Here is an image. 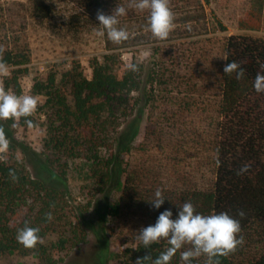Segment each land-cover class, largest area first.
Here are the masks:
<instances>
[{
    "label": "trees",
    "instance_id": "trees-1",
    "mask_svg": "<svg viewBox=\"0 0 264 264\" xmlns=\"http://www.w3.org/2000/svg\"><path fill=\"white\" fill-rule=\"evenodd\" d=\"M66 1L96 22L98 10L110 15L117 5L127 9V15L118 18L121 22L125 18L136 23L148 19L147 11L141 13L128 7L131 0ZM174 3L176 6L192 4L201 12L203 20L208 19L201 0H170L171 8ZM263 12L264 0H251L248 11L238 19V27L261 28ZM52 13L47 0H33L36 18L48 19ZM76 18L73 16L72 20ZM144 38L149 37L141 30L135 35L129 34V39L121 45L140 44ZM196 42L190 48L198 47L200 42ZM106 43L109 50L119 46L108 40L107 35ZM157 52L160 58L152 68L133 61L132 64L139 66L136 73L123 67L120 52L111 51L92 61L91 75L76 65L35 79L34 95L45 98L40 111L46 117L47 138L42 154L47 160V176L33 175L27 163L18 158V143L9 138L7 159L0 161V254L35 252L46 264H58L42 241L35 250L24 249L16 240L17 232L26 224L38 227L44 240L56 223L63 221L65 234L56 246L68 251L79 248L88 241L89 215L95 199L109 192L125 173L120 199L107 203L108 216L125 220L150 215L157 221L160 213L170 209L176 218L178 209L188 201L200 214L227 212L240 221L244 244L234 254L219 258V264H264V94L256 93L253 88L257 73L264 74L260 67L264 64V38L246 35L225 38L221 60L215 64L213 74V99L206 102L200 100L202 94L199 99L193 96L197 77L177 69L172 55L163 52V47ZM232 61L245 70L243 80L237 81L224 73V66ZM3 62L17 67L7 85L20 95V78L28 73L25 65L31 62L29 52L6 49ZM192 70V74L203 73L197 62ZM166 105L172 106L166 111L170 117H177L184 125L194 128L212 150L215 177L211 186L202 188L186 178L168 186L154 167L142 165L130 171L123 168L122 156L130 150L140 125V119L132 116L147 107L164 113ZM0 124L7 129L12 122L0 121ZM146 133L149 137L155 136L156 129L150 126ZM32 154H26L25 159L33 158ZM245 164L250 165L249 172L238 176L237 171ZM76 168L85 173L88 182L80 192L88 196L86 188L89 189L91 198L85 203L76 201L69 186L68 172ZM9 170L16 171L18 182L12 181ZM156 189L165 198L159 209L150 203ZM25 208L28 213L23 216L21 212ZM241 210L244 218L238 215ZM49 212L51 221L45 218ZM168 247L166 241L148 249L140 243L135 252L140 258L150 255L151 260L146 264H152ZM172 263L182 264L180 253L173 257ZM191 264H205V258L194 259Z\"/></svg>",
    "mask_w": 264,
    "mask_h": 264
},
{
    "label": "rangeland",
    "instance_id": "rangeland-1",
    "mask_svg": "<svg viewBox=\"0 0 264 264\" xmlns=\"http://www.w3.org/2000/svg\"><path fill=\"white\" fill-rule=\"evenodd\" d=\"M201 1L207 20L200 17L201 12L192 4H172L176 27L166 41L156 40L145 30L148 19L136 23L125 18L120 21L119 27L126 29L131 35L144 30L149 38H144L140 44L119 45L118 48L109 50L106 35L103 38L95 35L99 23L92 17L82 15L80 10L66 0H47L53 9L52 17L48 19L34 16L33 0H0V46L4 50L29 52L31 62L25 65L28 73L20 78V95H33L39 100L37 112L32 117L36 128L29 129L23 120L16 128L10 126L6 129L5 125L3 126L8 139L12 138L18 143V158L27 163L33 175L47 176V160L42 154L47 138L46 117L44 112L40 111L45 98L33 93L34 81L38 77H46L53 71L61 73L76 65H80L91 75L92 61L111 51L122 54L124 68L133 61H139L149 69L156 63V59L160 58L157 49L163 47V52L172 55L171 59L177 69L187 70L188 72L182 73L197 77L193 96L199 99L202 94L200 100L212 101L215 64L221 60L225 38L231 35L264 38V12L261 28L240 29L238 19L248 11L251 0ZM73 16H77L75 21L72 20ZM196 41L200 42L198 47H194L196 50L190 48ZM193 53L197 55L193 56ZM196 62L201 65L203 73L192 74ZM170 67L173 68L172 64ZM16 68L9 65L8 75L0 78L5 89L14 93L13 87H8L7 83ZM175 94L177 95V92ZM164 109L162 113L158 109L154 111L147 107L144 111H136L132 116L140 119V125L130 150L122 156L123 168L130 171L142 165L154 167L168 186L184 178L202 188L211 186L215 177L212 150L197 132L193 131L194 128L184 125L177 117L169 116L166 111L172 109V106L166 105ZM150 126L156 129L155 136L147 135L146 130ZM30 152L33 153V158L25 159V155ZM68 173L71 193L76 196V201L87 202L91 198L89 189L86 188L88 196L80 194L81 187L88 184L85 173H82L80 168ZM125 179L126 174H121L120 181L109 192L98 195L95 199L89 215L91 230L88 241L82 243L79 248L70 251L58 248V243L65 234L63 221H58L47 238L42 240L58 264H136V260L140 258L135 252L140 244L136 236L142 228L155 225L156 220L150 215L129 217L125 220L107 215V203H115L120 199ZM21 213L25 216L28 213L27 208ZM186 249L187 246L180 251ZM0 264H46V260L35 252L24 254L14 251L0 254Z\"/></svg>",
    "mask_w": 264,
    "mask_h": 264
},
{
    "label": "clouds",
    "instance_id": "clouds-1",
    "mask_svg": "<svg viewBox=\"0 0 264 264\" xmlns=\"http://www.w3.org/2000/svg\"><path fill=\"white\" fill-rule=\"evenodd\" d=\"M129 8H134L139 12H148V21L145 28L158 41H166L170 34L175 30V14L170 7V0H131ZM127 15V9L124 6H118L112 14L106 15L102 10L97 11L96 19L99 22L95 35L103 38L107 35L108 40L113 44L121 45L129 39V33L126 29L119 27V17ZM3 47L0 46V78L8 75V66L3 62ZM264 69V64L260 66ZM128 70L136 73L139 66L130 64ZM224 73L229 77H234L237 81L245 78V70L241 65L232 61L224 66ZM253 88L256 93L264 94V74L257 73ZM39 107L37 97L29 94L17 95L11 90H6L2 79H0V121H12V128H16L23 119L29 129L37 127L31 119ZM10 146L5 128L0 124V161L7 159V153ZM217 166H220L217 157ZM250 165H243L237 175L241 176L248 173ZM9 176L12 181L18 182L19 177L15 170H9ZM165 202L162 191L156 189L154 199L150 202L155 209H159ZM241 218L245 213L238 212ZM48 221L52 220L51 212L45 217ZM240 221L231 217L227 212L219 214H200L196 211L191 201L183 203L178 209L176 218H173V212L166 209L158 216L155 225H150L140 230L136 240L144 246L150 248L153 244H160L166 241L169 247L162 252L152 264H171L173 257L180 251V260L182 264H191L192 260L205 258V264H219V258L228 257L234 254L237 249L244 244V238L241 235ZM38 227L28 226L17 232L16 240L26 250H35L38 243L42 241L39 235ZM151 260L150 255H145L136 260V264H146Z\"/></svg>",
    "mask_w": 264,
    "mask_h": 264
}]
</instances>
